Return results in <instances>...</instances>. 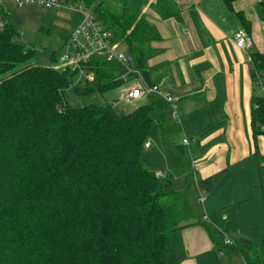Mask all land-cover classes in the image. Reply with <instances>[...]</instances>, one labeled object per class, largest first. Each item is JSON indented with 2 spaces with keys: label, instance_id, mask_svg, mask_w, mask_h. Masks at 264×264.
Instances as JSON below:
<instances>
[{
  "label": "trees",
  "instance_id": "obj_1",
  "mask_svg": "<svg viewBox=\"0 0 264 264\" xmlns=\"http://www.w3.org/2000/svg\"><path fill=\"white\" fill-rule=\"evenodd\" d=\"M70 1L90 8L146 81L155 83L146 70L147 41L158 34L141 12L144 0H110L118 8L107 0ZM223 1L232 8L234 0ZM157 7L164 17L179 18L168 0H158ZM236 14L250 33L249 20ZM18 34L0 5V264H166L170 235L193 218L185 189L171 188L170 174L155 175L141 159L152 114L164 118L166 103L149 95L129 112L110 103L70 107L64 92L76 70L31 63L35 51L14 41ZM249 54L256 86L264 52ZM87 67L93 79L73 87L78 94L122 84L124 72L115 61L92 56ZM250 113L256 144L257 136L264 137L263 94L252 95ZM230 246L246 264H264L249 239Z\"/></svg>",
  "mask_w": 264,
  "mask_h": 264
},
{
  "label": "crops",
  "instance_id": "obj_2",
  "mask_svg": "<svg viewBox=\"0 0 264 264\" xmlns=\"http://www.w3.org/2000/svg\"><path fill=\"white\" fill-rule=\"evenodd\" d=\"M157 2L144 0L141 6L158 34L147 41L146 70L154 84L178 97L181 143L187 151L173 146L166 134L173 120L165 104L164 118L153 112L151 126L162 135L155 155L161 166L155 171L146 166L154 173L163 167L160 172L170 174V187L185 189L193 205V218L170 235L165 263L246 264L223 237L249 239L247 215L260 212L264 219V137L257 136L255 144L250 125L252 95L261 91L251 82L249 54L264 52V6L259 0H234L230 9L223 0H168L177 18L164 17ZM237 11L251 24L252 45L246 50L232 40L243 27ZM202 216L208 217L209 228L199 222Z\"/></svg>",
  "mask_w": 264,
  "mask_h": 264
},
{
  "label": "rangeland",
  "instance_id": "obj_3",
  "mask_svg": "<svg viewBox=\"0 0 264 264\" xmlns=\"http://www.w3.org/2000/svg\"><path fill=\"white\" fill-rule=\"evenodd\" d=\"M64 1H66L65 5L60 4L59 6L45 8L41 5L37 6L30 4L19 6L13 0H1L2 7L10 14L15 28L19 31V34L14 36L13 40L26 48H33L35 51L31 63L38 65H51L58 69L63 68V64L59 63L56 58L55 60L50 59V55L53 54L54 56H57L65 51L66 45H64V39L68 33V28L70 25L75 26L81 19V15L71 10L68 7V3L74 6L77 5L82 8L84 7L80 1ZM107 2L111 8H118V3L116 1L107 0ZM87 10L89 11L90 9L87 8ZM118 47L122 51L125 50V46L122 43H119ZM130 82L133 83L134 79ZM83 85L84 79L82 77L78 79V75H76L69 88L65 90L64 100L70 107L81 108L89 104L101 105L105 102H111L114 107L122 108L123 112H129L136 106L145 103V101L142 100H130L129 102H125L119 99L121 94L119 88L121 89L122 85L120 87L115 86L114 89L105 92H95L86 95L78 94L75 89H73V87H81ZM256 86L260 89L258 84ZM168 118L169 117L166 116V120ZM172 120L173 122L168 123L169 128L165 129L166 134L170 133L173 146L179 145L186 152L187 147L183 146L181 143L183 135L180 134V132H182L179 126L180 124L173 118ZM150 130V134L147 136L149 146L144 147L141 159L146 165L153 168L155 171L158 166H161V161H159L160 157L156 156V158H158L157 160L155 155L156 151L160 149L159 142L162 135L159 131L153 129V127H151ZM163 140L165 141V133L163 135ZM162 168L163 167L159 168L160 171L163 170ZM160 171H157L156 174L160 175V173H162ZM261 180L264 181V173ZM255 195V193H252L251 199H253ZM257 203H259V201H257ZM237 206L239 208L244 207V205ZM259 214L260 212L247 215V221L244 222V225L245 223L248 225L250 241L259 248L261 255L264 256V247L262 245L264 219H259ZM216 235L219 238H222V234L217 233Z\"/></svg>",
  "mask_w": 264,
  "mask_h": 264
},
{
  "label": "built area",
  "instance_id": "obj_4",
  "mask_svg": "<svg viewBox=\"0 0 264 264\" xmlns=\"http://www.w3.org/2000/svg\"><path fill=\"white\" fill-rule=\"evenodd\" d=\"M17 5L24 6L30 5H41L45 8H50L54 6L65 5L64 0H13ZM0 5L2 2L0 0ZM83 8L77 5H71L68 3V7L81 15V19L75 26H69L67 36L64 40V45L66 49L64 52L57 55V60L59 63L63 64V68L76 70L78 79L81 77L85 81H91L93 79V73L88 69L87 64L92 56H103L108 61L117 62L123 74L121 75L122 88L120 89L119 99L129 102L130 100L140 99L145 96L153 95L156 98H160L170 107V115L177 122L180 119L178 115V97L172 96L167 91L162 89L158 84H149L145 77H143L142 72L134 67L132 60L129 61V56L127 53L119 49V41L113 35L110 29H107L103 22L92 14L91 10H87V6L82 4ZM90 9V8H89ZM232 40L237 48L246 50L252 45V39L249 33L240 27L236 29L232 34ZM134 79V82H130ZM258 85L261 89V95H264V70L257 74ZM120 85V86H121ZM256 106V105H255ZM260 129H264V121L259 125ZM187 143V140H183ZM149 142L146 140L144 146H149ZM155 175L162 177L165 174L162 172L160 175ZM202 198H199L201 201ZM203 219L208 217L202 216ZM224 244H232V240L224 235Z\"/></svg>",
  "mask_w": 264,
  "mask_h": 264
},
{
  "label": "water",
  "instance_id": "obj_5",
  "mask_svg": "<svg viewBox=\"0 0 264 264\" xmlns=\"http://www.w3.org/2000/svg\"><path fill=\"white\" fill-rule=\"evenodd\" d=\"M128 59H129V61H130V60H131V57H129Z\"/></svg>",
  "mask_w": 264,
  "mask_h": 264
}]
</instances>
